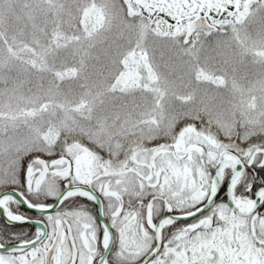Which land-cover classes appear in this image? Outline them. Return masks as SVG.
Listing matches in <instances>:
<instances>
[{"label": "snow or ice", "instance_id": "6c2138e0", "mask_svg": "<svg viewBox=\"0 0 264 264\" xmlns=\"http://www.w3.org/2000/svg\"><path fill=\"white\" fill-rule=\"evenodd\" d=\"M0 264H264V0H0Z\"/></svg>", "mask_w": 264, "mask_h": 264}]
</instances>
